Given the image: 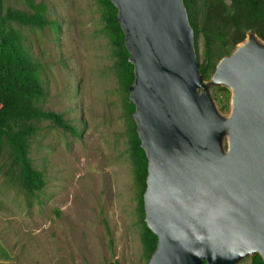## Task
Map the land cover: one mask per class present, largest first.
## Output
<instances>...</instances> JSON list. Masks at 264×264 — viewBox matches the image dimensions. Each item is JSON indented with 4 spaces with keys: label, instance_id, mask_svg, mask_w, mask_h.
<instances>
[{
    "label": "water",
    "instance_id": "water-1",
    "mask_svg": "<svg viewBox=\"0 0 264 264\" xmlns=\"http://www.w3.org/2000/svg\"><path fill=\"white\" fill-rule=\"evenodd\" d=\"M133 65L128 97L147 158L146 264L264 263V42L253 33L200 72L182 0H110ZM225 85L222 115L209 91Z\"/></svg>",
    "mask_w": 264,
    "mask_h": 264
},
{
    "label": "rangeland",
    "instance_id": "rangeland-1",
    "mask_svg": "<svg viewBox=\"0 0 264 264\" xmlns=\"http://www.w3.org/2000/svg\"><path fill=\"white\" fill-rule=\"evenodd\" d=\"M229 5L230 0H221ZM56 22L10 24L40 63L44 95L38 105L62 113L71 134L41 119L29 141L44 186L27 195L0 148V264H146L141 242L139 185L131 156L130 99L100 0H33ZM208 0H197L201 12ZM2 10L32 13L27 0H1ZM235 30L213 27L211 42L198 35L200 66L216 65L234 47ZM213 73V72H212ZM211 74L204 80L208 82ZM218 111H230L231 91L210 85ZM250 256L238 264H249Z\"/></svg>",
    "mask_w": 264,
    "mask_h": 264
},
{
    "label": "trees",
    "instance_id": "trees-1",
    "mask_svg": "<svg viewBox=\"0 0 264 264\" xmlns=\"http://www.w3.org/2000/svg\"><path fill=\"white\" fill-rule=\"evenodd\" d=\"M104 7L103 18L115 47L118 68L123 87L128 96V87L134 79L133 65L128 61L129 53L124 45V33L117 20V9L110 0H100ZM187 10L189 22L194 30V45L197 49L198 35L201 32L205 44L211 42L213 27L224 24L232 27L234 47L242 42L248 33H253L264 42V0H230L226 5L221 0H208L201 12L197 0H182ZM32 9L28 13L19 8L7 7L2 10L0 0V148L9 149V168L16 175L19 184L27 195H33L44 186L42 172L35 168L29 156V141L35 134L41 119L50 120L53 125L71 134L77 128L62 113L44 109L38 100L44 95L40 77V63L32 56L24 44L22 34L10 23L43 27L50 23L57 30L55 21L46 17V6L27 0ZM209 58L200 72L205 79L215 68ZM134 104L130 102L131 156L135 165L136 180L139 185L140 220L142 222L141 242L144 254L149 259L157 242V236L144 222L142 193L146 186L147 158L140 146L136 126L132 118ZM203 264H206L204 261ZM249 264H264L259 254L250 256Z\"/></svg>",
    "mask_w": 264,
    "mask_h": 264
}]
</instances>
